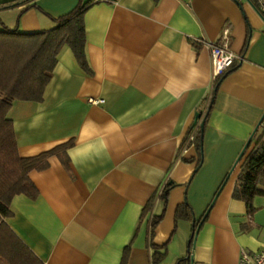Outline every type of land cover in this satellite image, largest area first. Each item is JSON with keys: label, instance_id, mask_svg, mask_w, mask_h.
Returning a JSON list of instances; mask_svg holds the SVG:
<instances>
[{"label": "crops", "instance_id": "crops-1", "mask_svg": "<svg viewBox=\"0 0 264 264\" xmlns=\"http://www.w3.org/2000/svg\"><path fill=\"white\" fill-rule=\"evenodd\" d=\"M79 1L0 10V29H51ZM83 22L92 73L64 46L43 99L9 110L20 156L73 142L67 167L51 155L29 172L39 194L11 199L10 228L43 264H121L124 254V264H153V245L165 247L158 264H239L242 251L264 252V194L251 214L232 196L237 159L264 114V17L248 0H94ZM225 28L242 60L215 88L200 40L220 44ZM211 99L197 167L194 146L179 153ZM185 200L195 222L207 211L190 249L193 223L176 216Z\"/></svg>", "mask_w": 264, "mask_h": 264}, {"label": "trees", "instance_id": "trees-1", "mask_svg": "<svg viewBox=\"0 0 264 264\" xmlns=\"http://www.w3.org/2000/svg\"><path fill=\"white\" fill-rule=\"evenodd\" d=\"M30 1L32 0L3 1L0 2V10L18 5H24L22 11L37 7L30 4ZM93 2L94 0H80L68 13L53 18L56 25L48 30L20 32L6 26L0 29V264H43L10 228L6 218L11 216L10 202L15 195L23 194L30 199L38 196V189L29 178V172L46 169L51 155H56L67 167L69 163L67 149L73 144L72 141H67L34 156H20L13 122L8 116L9 110L15 100L40 102L43 99L44 89L51 79L59 53L64 46L71 49L78 64L86 73H92L85 51L83 15ZM222 76L215 82V88ZM212 102L213 99L209 101L199 124H196L194 147L198 155L197 167L202 161L203 133ZM260 128L262 133L255 138ZM192 130L193 128L190 131ZM237 163L240 165L239 173L232 196L244 201L247 212L251 214L255 210L253 198L264 194V190L258 187L264 186V117ZM166 185L161 196L163 199L170 187ZM150 208L151 201L145 205L142 212H147ZM162 216V214L153 216L150 235L153 234ZM176 216L193 223L190 249L198 222H195L191 206L186 200L177 208ZM205 216L206 214L203 220ZM165 254L164 246L153 245V264H158ZM125 259L126 254L121 264H124ZM188 261L189 257H183L178 259L176 264H186Z\"/></svg>", "mask_w": 264, "mask_h": 264}, {"label": "built area", "instance_id": "built-area-1", "mask_svg": "<svg viewBox=\"0 0 264 264\" xmlns=\"http://www.w3.org/2000/svg\"><path fill=\"white\" fill-rule=\"evenodd\" d=\"M254 3L257 11L264 17V0H248ZM229 35V29L225 28L222 32L221 43L214 44L212 41L201 39L200 42L208 50L211 58V72H212V81L215 83L217 79L223 75L228 69H230L236 61H241L242 57L236 55L229 48L227 43V38ZM89 102L95 104L100 102V100L89 99ZM195 128L189 132L187 135L186 141L183 146H181L179 158H182L184 152L190 146H194V133ZM239 264H264V252H257L249 254L245 251L241 252Z\"/></svg>", "mask_w": 264, "mask_h": 264}, {"label": "water", "instance_id": "water-1", "mask_svg": "<svg viewBox=\"0 0 264 264\" xmlns=\"http://www.w3.org/2000/svg\"><path fill=\"white\" fill-rule=\"evenodd\" d=\"M263 117H264V114L262 115V117H261V119L259 120L258 124L256 125L255 129H254L253 132L251 133L250 137H249L248 140L246 141V143H245V145H244V147H243L241 153L239 154V157H238V159H237V162H238L239 158L241 157V155L243 154L245 148L248 146V144H249V142H250V140H251V138H252V135L254 134L255 130H256L257 127H258V125L261 123ZM237 162H236V163H237ZM236 163H235V164H236ZM206 213H207V211H206ZM206 213H205V214H206ZM202 220H203V218L201 219V221H202ZM201 221H200L198 224H200ZM198 228H199V225H197V227H196V229H195V232H194V235H196V233H197V231H198ZM194 240H195V236H194ZM191 264H192V262H191Z\"/></svg>", "mask_w": 264, "mask_h": 264}]
</instances>
